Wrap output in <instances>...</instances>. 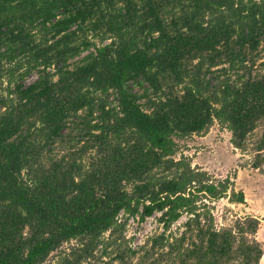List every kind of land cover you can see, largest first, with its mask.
<instances>
[{"label":"trees","instance_id":"obj_1","mask_svg":"<svg viewBox=\"0 0 264 264\" xmlns=\"http://www.w3.org/2000/svg\"><path fill=\"white\" fill-rule=\"evenodd\" d=\"M215 121L264 173V0H0V264H81L156 213L172 264H260L261 219L207 203L244 192L175 158Z\"/></svg>","mask_w":264,"mask_h":264},{"label":"rangeland","instance_id":"obj_2","mask_svg":"<svg viewBox=\"0 0 264 264\" xmlns=\"http://www.w3.org/2000/svg\"><path fill=\"white\" fill-rule=\"evenodd\" d=\"M92 35L93 33L90 34V36ZM94 41L97 42L98 46L101 45L99 40ZM110 42L111 40H106L104 44ZM94 50L92 48L83 51L79 56L70 60V63L81 62L85 56ZM38 76L37 73L33 74L26 80V83L36 81ZM129 86L139 94L149 89L147 84L141 85L138 82L131 83ZM115 100L116 96L111 93L110 102H115ZM141 102L146 104L147 100L143 99ZM79 115H84V112ZM66 134H69V131H66ZM76 136V133H73L68 140L77 138ZM231 136L225 126L215 121L205 134H193L176 139L178 144L176 159L188 158L193 167L208 172L214 181L231 178L236 191H243L245 199L248 200L245 204H232L229 202V198L207 202L214 207L213 212L218 229L233 226L238 219L251 215L252 209L264 213V173L249 167L253 153L236 150L230 142ZM160 217L161 213H156L146 221L141 222L138 218L122 216L121 219L126 222L125 229L117 234L108 246L100 245L81 264H172L171 259L166 254L168 249L163 248V239H159V243L155 242L164 233ZM187 220L188 216L184 215L174 225L173 231L177 235L185 230L183 226ZM261 224L258 238L264 247V222ZM107 240L108 234L104 237V241ZM73 246H76L75 241L64 244L61 249L50 256L46 264H59L61 258L63 259ZM118 256L124 257L122 259Z\"/></svg>","mask_w":264,"mask_h":264},{"label":"crops","instance_id":"obj_3","mask_svg":"<svg viewBox=\"0 0 264 264\" xmlns=\"http://www.w3.org/2000/svg\"><path fill=\"white\" fill-rule=\"evenodd\" d=\"M246 201H248V200H246ZM254 212V213H253ZM252 214V216H255V217H258L259 219H261V221L262 222H264V213H263V211H261V212H257V211H255L254 209H252V212H251ZM256 215H258V216H256ZM261 226H262V224H261ZM261 226H260V229H259V231H258V234H257V239L259 240V238H258V236H259V234H260V231H261ZM259 241H261V240H259ZM262 243V242H261ZM263 258H264V256H263ZM263 259L261 260V262H260V264H263Z\"/></svg>","mask_w":264,"mask_h":264}]
</instances>
